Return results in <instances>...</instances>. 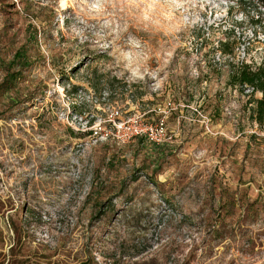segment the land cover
<instances>
[{
  "label": "rangeland",
  "instance_id": "374dc122",
  "mask_svg": "<svg viewBox=\"0 0 264 264\" xmlns=\"http://www.w3.org/2000/svg\"><path fill=\"white\" fill-rule=\"evenodd\" d=\"M237 0H0V264H264V123L225 64ZM259 92L255 97H261Z\"/></svg>",
  "mask_w": 264,
  "mask_h": 264
},
{
  "label": "trees",
  "instance_id": "16d2710c",
  "mask_svg": "<svg viewBox=\"0 0 264 264\" xmlns=\"http://www.w3.org/2000/svg\"><path fill=\"white\" fill-rule=\"evenodd\" d=\"M246 1V0H237ZM249 2L256 1L260 5L264 6V0H247ZM228 42H222L221 52L223 54L230 55L225 61V64L229 71L228 83L234 87L240 88L244 91L245 88H251L249 97V103L251 105V117L259 124L264 123V57L260 62L251 61L248 62L246 59L235 60L234 53L232 50L226 49ZM24 49H19L12 60L8 63H3L6 73L3 81L0 83V94L4 95L15 89L16 82L18 80L17 68L21 65L25 59ZM259 92L262 94L261 97H255V93Z\"/></svg>",
  "mask_w": 264,
  "mask_h": 264
}]
</instances>
